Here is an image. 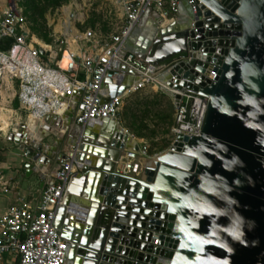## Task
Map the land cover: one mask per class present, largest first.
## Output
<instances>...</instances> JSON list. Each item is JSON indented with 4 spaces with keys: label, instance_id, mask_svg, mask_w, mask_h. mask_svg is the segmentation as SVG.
Masks as SVG:
<instances>
[{
    "label": "water",
    "instance_id": "obj_1",
    "mask_svg": "<svg viewBox=\"0 0 264 264\" xmlns=\"http://www.w3.org/2000/svg\"><path fill=\"white\" fill-rule=\"evenodd\" d=\"M196 15V33L174 20L129 47L151 63L190 47L189 63L175 65L166 83L207 97L200 135L177 134L134 176L116 170L122 149L138 148L119 123L75 126L67 145L77 144L80 168L54 220L67 264H264V0H200ZM27 128L22 122L7 139L43 184L63 139L52 153L51 133Z\"/></svg>",
    "mask_w": 264,
    "mask_h": 264
},
{
    "label": "built area",
    "instance_id": "obj_2",
    "mask_svg": "<svg viewBox=\"0 0 264 264\" xmlns=\"http://www.w3.org/2000/svg\"><path fill=\"white\" fill-rule=\"evenodd\" d=\"M105 1L119 10V27L107 35H98L90 27L81 33L75 28L72 41L66 40L65 44L60 41L63 46L57 49L50 42H39L19 8L4 7L0 13V78H5L8 86L16 85L14 98L18 109L26 113L23 123L29 126L33 119L37 122L33 127L50 126L44 121L50 117L58 129L56 134L61 137L69 133L72 125L83 129L92 119H110L120 124L121 109L128 95L148 89L169 95L174 108L170 128L173 139L177 134L197 135L207 97L166 83L175 79L170 74L175 65L189 63L190 47L180 57L151 63L138 57L129 46L140 36L153 38L157 29L174 20L183 29L196 33L200 0ZM71 16V20L75 18L73 25L78 21L83 24L79 13ZM63 28L67 34L73 32L70 25ZM187 41H196V37L187 35ZM215 75L212 70L210 79ZM175 94L180 95L177 103L173 101ZM69 113L72 116L68 122ZM20 124L9 122L6 129L17 133ZM123 131L134 139L138 148L122 149L116 170L139 176L148 163L149 145L127 129ZM77 148V144L68 145L56 157L58 162L52 178L45 182L48 169L39 199L33 206L11 204L0 214V264H67V240L55 227L54 220L57 208L67 195L71 177L80 168V161L75 158Z\"/></svg>",
    "mask_w": 264,
    "mask_h": 264
},
{
    "label": "rangeland",
    "instance_id": "obj_3",
    "mask_svg": "<svg viewBox=\"0 0 264 264\" xmlns=\"http://www.w3.org/2000/svg\"><path fill=\"white\" fill-rule=\"evenodd\" d=\"M21 0H0V13L3 11L4 7L7 5H11L12 7H17L21 11H23V6L20 5ZM70 14L68 21H65V15ZM78 17H82L84 19L83 24L81 22H75V26L73 25L74 19L71 20V15L78 14ZM120 12L115 7H113L109 2L105 0H64L62 1V4L58 6L53 11H47L45 13L46 18V25L49 29L51 42L54 44L55 49L60 48L63 46V43L60 41H63L65 44V41L71 42L73 36L75 35L74 29L76 28L78 32H82L84 29L90 27L92 30L98 34V35H107L114 30H116L119 27L120 24ZM94 20V22H93ZM91 22H93V25H91ZM73 29V32H64L65 26H69ZM74 26V27H73ZM56 27V29H55ZM38 38V37H37ZM39 39V38H38ZM41 43L44 41L40 39ZM0 79V112L1 109L4 110L6 115H8V122L4 123L3 125L0 124V162L4 160H10L13 164L12 167H9V170H17L21 171L22 166V160L24 159L21 156V151L18 148V145L15 146L13 144V141L7 139V135L10 133V129H6L9 122H12L14 124V121H18L19 123H22L25 119V112L21 109H18V104L16 105V99L14 98L15 88L16 85L14 84L13 87L8 86L5 84V78L1 77ZM154 93H157V98L161 102V106L167 108L168 107V100H170L169 95L161 92H150L148 89H142L135 91L128 95V97L125 99V103L132 101V100H144L146 97L151 99L154 95ZM171 101V100H170ZM172 109L171 119H173V113L174 110ZM121 114V113H120ZM121 119V115H120ZM124 126V125H123ZM126 128V127H125ZM127 129V128H126ZM128 130V129H127ZM129 131V130H128ZM130 132V131H129ZM131 133V132H130ZM137 137V136H136ZM143 139L145 142L149 145V157L146 158L147 164H150L156 154H159L160 152H163L167 150L170 145H172L173 142L172 139V132L171 129L168 134H165L164 136L158 135L152 139L150 138H140ZM169 142L170 145L167 146L165 149L156 151V149L166 143ZM145 161V162H146ZM8 170V169H7ZM19 171V172H20ZM20 178L24 186H27L28 183L33 182L34 179L37 177L36 173H33L31 177L24 178L21 177L19 174L17 178ZM9 194L2 196L0 195V198H3L6 201V197H8Z\"/></svg>",
    "mask_w": 264,
    "mask_h": 264
},
{
    "label": "trees",
    "instance_id": "obj_4",
    "mask_svg": "<svg viewBox=\"0 0 264 264\" xmlns=\"http://www.w3.org/2000/svg\"><path fill=\"white\" fill-rule=\"evenodd\" d=\"M62 1L64 0L20 1V5L24 8L22 13L26 17L31 32L46 43L51 42V38L46 25L45 13L48 10L51 12L56 9L62 4ZM156 100H158L157 93H154L151 99L146 97L144 100L135 99L127 103L124 102L120 114L124 127L140 138L152 139L158 135L168 134L173 124V119H171L173 104L168 100V107L165 108L161 106L160 101ZM170 143L166 142L160 145L154 152L165 149Z\"/></svg>",
    "mask_w": 264,
    "mask_h": 264
},
{
    "label": "crops",
    "instance_id": "obj_5",
    "mask_svg": "<svg viewBox=\"0 0 264 264\" xmlns=\"http://www.w3.org/2000/svg\"><path fill=\"white\" fill-rule=\"evenodd\" d=\"M56 29V27H55ZM16 105H17V101H16ZM37 123L35 120L31 119L30 123ZM46 123L51 124L49 126V129L51 128V131L46 130V128L40 127L38 126L37 129H39V133L45 134L46 132H50L51 135L50 137H48L47 141H45V147L49 145L51 146V152L54 153L56 151V148L58 147V140L60 139L61 136H59L58 134H56V127H54L55 125L52 123V121H50V117H48V121H46ZM121 126L123 128H125L123 126L122 123H120ZM52 126V127H51ZM71 129H69V133L65 136L62 137L63 139V145H61L60 147L64 150L67 149L69 143H71V140L74 139L76 132L74 130L75 125H72L70 127ZM126 129V128H125ZM58 130V129H57ZM92 137L94 136H99L100 135V128L97 126H92L89 129ZM61 135V133H60ZM91 141H94L93 138L90 139ZM15 145V143H13ZM17 146V145H15ZM58 147V148H60ZM47 148V147H46ZM19 149V148H17ZM21 151V150H20ZM21 156L24 158L22 160V166H21V171H17V170H9V167H12L13 164L11 163L10 160H4L2 162H0V195L4 196L9 194L8 197H6V201L3 198H0V214H2L9 205L11 204H28L30 206H33L37 200L39 199L40 193H41V187H42V183H41V177H40V173L36 172L37 177L34 179L33 182H30L27 184V186H24V184L22 183V181L20 180V178L17 176L20 174L21 177L24 178H29L31 177V175H27L26 174V169L24 167V162L27 161V158L24 156L23 151H21ZM57 164L53 166V168H49V171L47 172L46 175V179H51L52 178V174H53V170L56 168ZM8 169V170H7ZM52 170V171H51ZM35 173V172H34ZM6 188L7 191L4 192L3 189Z\"/></svg>",
    "mask_w": 264,
    "mask_h": 264
},
{
    "label": "bare ground",
    "instance_id": "obj_6",
    "mask_svg": "<svg viewBox=\"0 0 264 264\" xmlns=\"http://www.w3.org/2000/svg\"><path fill=\"white\" fill-rule=\"evenodd\" d=\"M69 16H70V14H68V13L65 15V17H66L65 18V21L66 22L68 21ZM148 32H151V30H148ZM206 105H207V103H206ZM7 122H8V115H6V113L4 112V110L1 109V112H0V124L3 125L4 123H7ZM33 125H34V122L33 123H29V126L27 128L29 130L28 133H32L33 132ZM198 135H200V132L197 135H193V136H198ZM189 136H191V135H189Z\"/></svg>",
    "mask_w": 264,
    "mask_h": 264
}]
</instances>
